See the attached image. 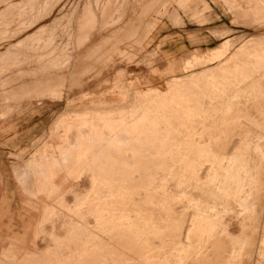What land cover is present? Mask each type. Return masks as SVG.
Returning a JSON list of instances; mask_svg holds the SVG:
<instances>
[{
	"label": "rangeland",
	"instance_id": "rangeland-1",
	"mask_svg": "<svg viewBox=\"0 0 264 264\" xmlns=\"http://www.w3.org/2000/svg\"><path fill=\"white\" fill-rule=\"evenodd\" d=\"M161 22L216 42L158 71ZM34 107L6 172L61 173L50 227L90 228L38 264H264V0H0V120Z\"/></svg>",
	"mask_w": 264,
	"mask_h": 264
},
{
	"label": "crops",
	"instance_id": "crops-1",
	"mask_svg": "<svg viewBox=\"0 0 264 264\" xmlns=\"http://www.w3.org/2000/svg\"><path fill=\"white\" fill-rule=\"evenodd\" d=\"M207 6V4L203 5L204 8ZM187 25L184 23L182 27H174L167 22H161L157 25L154 34L152 32L154 37L152 42H149V46L157 45L160 53V60L156 64L158 71L163 70L171 61L170 59L178 60L186 53L201 51L204 46H212L216 42L215 38L199 35L195 32L198 29L188 28ZM220 51L222 50L215 49L213 53L216 54ZM165 53L169 55V58L164 57ZM207 57L210 58L209 56L205 58ZM150 79L155 82L161 81L158 74L151 75ZM58 85L60 83L52 84L50 92L57 93ZM117 95L121 99V94ZM120 99L111 104L103 101L100 103L112 106L119 103ZM34 108L28 110L29 112L24 116L0 120V264H27L30 262L38 264L47 256L52 257L47 262L55 263L57 261L56 254H48L47 248H51L55 244L56 231L90 230L82 222L69 228L50 227L51 221L57 214L55 201L62 195V190H59L55 185L64 179L61 173L54 172L51 175H46L42 170L41 162L31 158L27 161L26 173L21 175L17 173L21 176L22 190L14 174L6 172V161H8L6 152L13 150L16 152L11 153L18 156L20 151L25 150L23 147L31 144L46 126L47 114L44 111L41 113V110L36 107ZM73 111L75 110H68L66 114ZM4 117H6V112L0 111V119ZM47 145L49 146L48 151L55 149V145L53 146L52 143L48 142ZM55 158L48 159L49 163L51 162L54 166L57 164ZM38 203H40V208ZM39 209L42 211L39 212ZM41 230L44 233L48 231H53V233L46 234L44 238L36 240L38 232Z\"/></svg>",
	"mask_w": 264,
	"mask_h": 264
},
{
	"label": "bare ground",
	"instance_id": "bare-ground-1",
	"mask_svg": "<svg viewBox=\"0 0 264 264\" xmlns=\"http://www.w3.org/2000/svg\"><path fill=\"white\" fill-rule=\"evenodd\" d=\"M205 59H209L208 57L207 58H205ZM203 107V106H202ZM218 108V107H217ZM261 115V114H260ZM263 116V115H262ZM113 122V121H112ZM264 122V121H263ZM112 124H115V123H112ZM256 125V124H255ZM119 126V125H118ZM256 126H259V124L258 125H256ZM260 127V126H259ZM258 128V127H257ZM128 130L125 128L124 130H123V132H125V133H128L127 132ZM145 131V130H144ZM144 131L142 132L143 134H144ZM145 133H146V131H145ZM150 133V132H149ZM120 135H121V133H120ZM122 137H123V135H122ZM141 137V134L140 135H138L137 136V138L139 139ZM131 138V137H130ZM130 138L128 139L129 141H130ZM142 138V137H141ZM140 138V139H141ZM150 138V139H149ZM154 138V137H153ZM158 139V138H157ZM156 139V140H157ZM143 140H145L144 142H146V144H145V149H147L152 143H154V144H156V141H154V140H152V138L151 137H148V139L147 138H145V139H143ZM159 141V140H158ZM170 142H172L171 141V139H170ZM143 145V144H142ZM141 148V147H140ZM224 148V147H223ZM213 149V148H212ZM255 149V148H254ZM158 150V149H157ZM227 151V150H226ZM144 152V151H143ZM227 153V152H226ZM141 154V153H140ZM142 156V155H141ZM223 156V155H222ZM111 158V157H110ZM253 159V158H252ZM220 161V160H219ZM171 163V162H170ZM111 164V163H110ZM119 164V163H118ZM128 164V163H127ZM116 165V164H115ZM126 165V164H125ZM258 165H260V162H259V164ZM262 165V164H261ZM107 166V165H106ZM115 167V166H114ZM205 167V166H204ZM207 168V167H206ZM223 168V167H222ZM259 168V167H258ZM113 170V169H112ZM117 170V169H116ZM175 170H176V168H175ZM211 170V169H210ZM142 172V171H141ZM202 175V174H201ZM44 176V175H43ZM128 176V175H127ZM155 176V175H154ZM158 176V175H157ZM185 176V175H184ZM153 177V176H152ZM261 177V176H260ZM132 178V177H131ZM200 178V177H199ZM189 179V178H188ZM261 179V178H260ZM259 180V179H258ZM180 181V180H179ZM184 183V182H183ZM138 184V183H137ZM135 185V184H134ZM171 185V184H170ZM169 185V186H170ZM168 186V187H169ZM203 187V186H202ZM221 187V186H220ZM157 188V187H156ZM223 188V187H222ZM170 190V189H169ZM191 190V189H190ZM197 190H198V188H197ZM174 192V191H173ZM194 192H195V188H194ZM197 192V191H196ZM153 195V194H152ZM203 198V197H202ZM201 198V199H202ZM191 199V198H190ZM141 200V199H140ZM208 204H210V202L208 203ZM228 205V204H227ZM218 206V205H217ZM171 208V207H170ZM169 208V209H170ZM173 208V207H172ZM230 209V208H229ZM175 210V209H174ZM171 211V210H170ZM177 212V211H176ZM257 224V223H256ZM224 240V239H223ZM247 252V251H246ZM111 261V260H110ZM242 264H243V262H242Z\"/></svg>",
	"mask_w": 264,
	"mask_h": 264
}]
</instances>
